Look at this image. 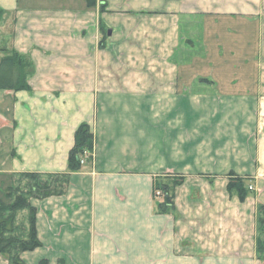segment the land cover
<instances>
[{
    "label": "crops",
    "instance_id": "0c3cea01",
    "mask_svg": "<svg viewBox=\"0 0 264 264\" xmlns=\"http://www.w3.org/2000/svg\"><path fill=\"white\" fill-rule=\"evenodd\" d=\"M198 26L206 57L182 38ZM12 52L36 74L30 92L0 91V191L65 173L79 126L94 134L67 194L32 201L42 247L26 264H264V0H0V62ZM231 175L255 185L244 203ZM168 176L184 184L163 215Z\"/></svg>",
    "mask_w": 264,
    "mask_h": 264
},
{
    "label": "trees",
    "instance_id": "16d2710c",
    "mask_svg": "<svg viewBox=\"0 0 264 264\" xmlns=\"http://www.w3.org/2000/svg\"><path fill=\"white\" fill-rule=\"evenodd\" d=\"M88 8H95L99 0H85ZM107 4H101V12L106 11ZM36 74L32 60L16 52L5 55L0 62V91L19 93L30 92L29 80ZM208 83V81H203ZM94 151V134L87 124H82L75 134L74 147L69 153L68 170L66 173L44 175L39 173H23L12 176V184L7 189L5 203L0 198V255L5 256L10 264H26L22 256L34 252L42 247L37 233V211L31 200H46L51 197H61L67 194L71 175L82 170L81 161L85 154L92 155ZM89 156V162L92 161ZM184 184V178L174 177L169 182L157 180L154 192L158 201L160 214H171L175 208V190ZM229 194L237 195L244 203L251 195L249 183L246 179L231 175L228 184ZM26 214V226L18 225V217ZM257 259L264 262V205H259L256 216ZM39 264H51L47 260Z\"/></svg>",
    "mask_w": 264,
    "mask_h": 264
},
{
    "label": "rangeland",
    "instance_id": "374dc122",
    "mask_svg": "<svg viewBox=\"0 0 264 264\" xmlns=\"http://www.w3.org/2000/svg\"><path fill=\"white\" fill-rule=\"evenodd\" d=\"M38 4V3H37ZM223 26H225V23H222V25H221V28H213V30H211V29H209L208 31H207V35H206V37H207V39H211L214 35H215V32H219V31H223ZM211 30V31H210ZM109 31V29H101V32H102V36L104 37V39L106 40V37L107 36H110V32H108ZM182 32H181V34H184V33H187V34H189L190 33V30L189 29H187L185 26H182V30H181ZM212 31H213V33H212ZM250 31H255V27H252V29L250 30ZM193 32L195 33L194 34V37H195V39H192V38H189V37H185L184 35H183V41L185 42V44L187 45V46H190L191 48H195V50L193 51V52H196V53H199V56L200 57H206V52L204 53V52H201V51H199L200 50V47L198 48V46H199V44H200V40L202 39V32H201V28L198 26L197 28H195V30L193 29ZM226 31H223L222 33H224V35H226V33H225ZM258 32V31H257ZM225 37H227V35L225 36ZM233 40V38H232V36H231V40L229 41V42H227L226 44H225V52L228 50V48H227V46L226 45H229V43L231 42ZM244 41V40H243ZM193 43V44H192ZM195 46V47H194ZM232 49H235L234 47H232ZM195 56L196 57H198L197 56V54H195ZM194 56V57H195ZM191 57V61L192 62H195V63H197L198 61H197V58L195 57V58H193V56H190ZM208 57H209V55H208ZM228 57H232V56H230V55H228L227 53H225L224 54V56H223V58L226 60V58H228ZM181 58V57H180ZM194 59V61H193V59ZM210 60H211V57H210ZM209 60V61H210ZM198 74H200V73H198ZM200 75H202L203 77H208V76H205V75H209V72H202ZM211 75V74H210ZM208 79H211V78H208ZM93 155H94V151H93V153H92V155H89V154H85V158L81 161V163L82 162H85V164L84 163H82L81 165H82V167H86V166H88V165H91L92 164V162H93ZM89 156H92V161H90L89 162V160H88V158H89ZM83 169V168H82ZM67 172V171H66ZM65 172V173H66ZM60 174V173H59ZM62 174V173H61ZM44 175H54V174H44ZM171 179H173V178H171L170 176H168V177H164V178H161V179H159V180H164L165 182H169ZM11 184H12V182L9 184V186H11ZM249 186H250V188H252V191H253V189L255 188V185H254V183H249ZM155 187V186H154ZM178 188V187H177ZM6 193H7V189L5 190V191H0V198L1 199H3L4 201H5V203H7V202H10L7 198H6ZM155 193V192H154ZM51 198H53V197H51ZM249 198V197H248ZM247 198V199H248ZM49 199V198H48ZM246 199V200H247ZM32 201L33 200H31V204H32ZM33 206V205H32ZM34 207V206H33ZM35 208V207H34ZM36 209V208H35ZM37 211V210H36ZM256 216H257V214H256ZM26 221V214L24 213V214H22L21 216L19 215V217H18V225L19 226H22V225H24V226H26V224H27V222H25ZM36 227H37V222H36ZM256 227H257V225H256ZM257 236V235H256ZM40 263V262H39Z\"/></svg>",
    "mask_w": 264,
    "mask_h": 264
},
{
    "label": "built area",
    "instance_id": "2783aa9c",
    "mask_svg": "<svg viewBox=\"0 0 264 264\" xmlns=\"http://www.w3.org/2000/svg\"><path fill=\"white\" fill-rule=\"evenodd\" d=\"M82 163L85 164V162H82ZM82 163H81V164H82ZM249 190L252 191V188L249 187ZM155 195H156L157 197H160V194H159V193H156Z\"/></svg>",
    "mask_w": 264,
    "mask_h": 264
}]
</instances>
